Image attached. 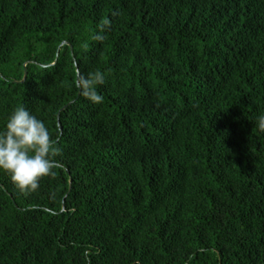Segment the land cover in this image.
Masks as SVG:
<instances>
[{"label": "trees", "instance_id": "1", "mask_svg": "<svg viewBox=\"0 0 264 264\" xmlns=\"http://www.w3.org/2000/svg\"><path fill=\"white\" fill-rule=\"evenodd\" d=\"M20 105L60 167L0 171V264H264V0H0V130Z\"/></svg>", "mask_w": 264, "mask_h": 264}, {"label": "clouds", "instance_id": "2", "mask_svg": "<svg viewBox=\"0 0 264 264\" xmlns=\"http://www.w3.org/2000/svg\"><path fill=\"white\" fill-rule=\"evenodd\" d=\"M109 26L107 19L102 20L90 38L102 42ZM104 80V73L100 71L78 73L75 86L90 103L99 104L103 96L97 89ZM256 122L257 129L264 132V114L258 115ZM60 151L45 123L26 107L17 106L8 114L0 130V171L9 175L18 189L33 191L39 187L42 177H55V169L60 165L54 157Z\"/></svg>", "mask_w": 264, "mask_h": 264}, {"label": "water", "instance_id": "3", "mask_svg": "<svg viewBox=\"0 0 264 264\" xmlns=\"http://www.w3.org/2000/svg\"><path fill=\"white\" fill-rule=\"evenodd\" d=\"M24 77H25V74H24Z\"/></svg>", "mask_w": 264, "mask_h": 264}]
</instances>
